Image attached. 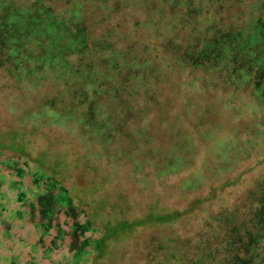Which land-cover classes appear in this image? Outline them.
<instances>
[{
	"label": "rangeland",
	"instance_id": "rangeland-1",
	"mask_svg": "<svg viewBox=\"0 0 264 264\" xmlns=\"http://www.w3.org/2000/svg\"><path fill=\"white\" fill-rule=\"evenodd\" d=\"M218 7V17L204 18L208 32L216 30L217 41L205 46L204 97L197 91L200 79L192 84L184 77L181 85L195 105L188 103L178 119L202 117L194 127L204 144L193 142L191 125L174 121V115L172 126L162 125L171 130L150 131L152 147L172 153L158 163L165 175L154 167L143 169L146 161L131 153L133 147L126 151L129 157H116L121 167L110 162L105 155L115 156L120 146L126 150L129 139L117 146L105 136L93 151L79 150L76 133L85 121L65 123V111L55 117L46 106L40 116L24 114L22 122L20 110L38 100L42 105L54 102L56 95L44 90L19 97L0 84L7 100L0 98L1 122L14 128L47 124L51 137L37 138L38 165L14 152H0V264H238L248 258L242 250L252 247L249 239L238 243L234 237L242 226L261 227L252 238L264 264V0H219ZM77 29L68 32L75 35ZM169 94L176 95L165 91L162 99L156 98L158 106H180ZM78 98L73 93V101ZM115 100L103 99L101 124ZM131 101L141 109V101ZM84 102L93 104V96L85 93ZM137 114V109H122L117 122ZM162 114L161 109L158 117ZM61 131L70 139L67 146L57 139ZM5 144L12 145L1 146ZM180 165V174L171 177L168 170ZM235 180L239 182L231 185ZM228 219L237 225H227L229 236L222 226ZM103 234L110 238L103 259H97L92 245L82 249L85 241L96 242Z\"/></svg>",
	"mask_w": 264,
	"mask_h": 264
},
{
	"label": "trees",
	"instance_id": "trees-1",
	"mask_svg": "<svg viewBox=\"0 0 264 264\" xmlns=\"http://www.w3.org/2000/svg\"><path fill=\"white\" fill-rule=\"evenodd\" d=\"M218 3L219 0H0V84L13 89L19 97L50 90L56 95L54 102L44 105L39 103L40 100L29 106L27 103L26 111L17 113L22 122L25 121L24 114L40 116L46 106L48 113L55 117H61V112L65 111L67 115L61 121L68 124H75L81 119L85 121L86 125L80 124L76 133V145L81 142L78 144L79 150L93 151L97 147L94 143L105 136L108 142L117 146L123 140L127 143L129 139L126 150H123V146L118 147L121 151L115 156L105 155L104 150L102 153L111 158L110 162L120 165L121 159L116 157H129L126 151L133 147L131 153L146 161L143 169L154 167L158 174L165 175V170H161L158 163L172 153L164 154L162 150L153 148L150 131L171 130L168 128L172 126L170 116L174 115V121L178 122L179 116L187 111L188 103L195 105L189 93L181 89L184 77L192 84L200 79L197 91L204 97L202 92H206V85L201 80L205 79V46L209 41L217 43L216 30L209 33L211 29L207 30L204 18L219 16ZM76 25L80 31L75 35L70 34L68 31L75 29ZM87 86L91 89H87ZM167 90L169 93L174 91L177 96L169 95L180 100V106L176 103L168 104L164 109V105L158 106L156 98L162 99V94ZM73 93L79 95L76 102L73 101ZM85 93L93 96V104L84 102ZM109 96L116 100L113 107L106 111L101 124L99 109L105 105L103 99ZM0 98L7 103L6 97L0 95ZM121 99L125 102L121 105L123 111L128 109L135 112L137 109L138 118L124 116L126 121L123 118L121 123L117 122L118 119L120 121L117 115L122 112L118 104ZM133 99L142 102V110L133 104ZM83 104L89 107L83 109ZM161 109L165 117L159 118ZM203 120L193 115L179 121L191 125L192 141L200 144H204V140L198 136L199 130L194 125H199ZM0 124V139L3 138V141L0 140V152H14L38 165L39 161L34 158L38 150L37 138H51L46 134L49 125L23 124L14 128L1 120ZM164 124L168 127L163 128ZM56 127L51 129L55 130ZM58 134L57 139L67 146L70 139H66L65 132ZM3 142L12 145L1 146ZM85 142L90 146L83 147ZM13 146L21 151L12 150L15 148ZM79 150L76 151L77 156ZM152 162L156 163L152 165ZM182 166L171 167L168 170L171 177L179 175ZM191 167L189 165L185 169ZM238 182L235 180L231 185L235 186ZM189 193L190 190L185 194L188 196ZM230 221L233 220H225L227 223L222 224L227 236L230 233L227 225H236V221ZM258 229L242 226L241 230H234L238 243L243 239H249L248 244L252 242V247L249 246L251 249L242 250L248 258L239 259L238 264H262L261 248L258 242H253L255 237L252 238L257 235ZM91 243L90 240L85 241L82 249L92 245L97 259H103L110 238L103 234L99 240ZM252 251L257 252V257L254 258ZM76 260L80 261L78 257Z\"/></svg>",
	"mask_w": 264,
	"mask_h": 264
}]
</instances>
